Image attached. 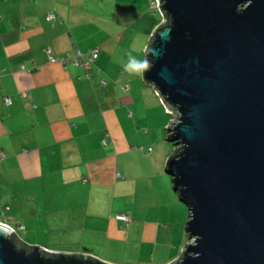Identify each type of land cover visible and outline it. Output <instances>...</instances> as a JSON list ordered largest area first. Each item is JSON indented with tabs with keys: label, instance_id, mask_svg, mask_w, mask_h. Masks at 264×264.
I'll use <instances>...</instances> for the list:
<instances>
[{
	"label": "crops",
	"instance_id": "obj_1",
	"mask_svg": "<svg viewBox=\"0 0 264 264\" xmlns=\"http://www.w3.org/2000/svg\"><path fill=\"white\" fill-rule=\"evenodd\" d=\"M50 13L56 16L52 23L45 21ZM127 13L112 18L117 34L146 25L145 11ZM90 19L83 0H0V199L14 180L19 191L12 201L19 211L21 204L30 206L26 217L32 220L40 209L39 180L52 179L54 165L68 178L65 185L76 184L82 195L68 213L52 189L40 198L44 225L66 237L63 244L71 247L65 251L86 249L109 264L143 256L169 264L188 240L186 212L164 172L170 153L163 144L166 116L140 73L114 67L113 39L85 40L95 30L86 26ZM93 49L99 55L89 71L61 61L70 52L87 56ZM103 192L111 193L107 213L100 212ZM20 226L22 241L30 231Z\"/></svg>",
	"mask_w": 264,
	"mask_h": 264
},
{
	"label": "water",
	"instance_id": "obj_2",
	"mask_svg": "<svg viewBox=\"0 0 264 264\" xmlns=\"http://www.w3.org/2000/svg\"><path fill=\"white\" fill-rule=\"evenodd\" d=\"M143 50L171 121L164 165L187 210L169 264H264V0H155ZM0 264H109L28 246L0 223Z\"/></svg>",
	"mask_w": 264,
	"mask_h": 264
},
{
	"label": "rangeland",
	"instance_id": "obj_3",
	"mask_svg": "<svg viewBox=\"0 0 264 264\" xmlns=\"http://www.w3.org/2000/svg\"><path fill=\"white\" fill-rule=\"evenodd\" d=\"M152 1V0H151ZM150 1L149 0H83V9L85 12L91 16V19L88 20V24L86 25L91 29L95 28V30L89 34L85 40L88 41V43H99L102 41H105L106 39H109L108 41H112V44L116 47V52L113 58L111 59L113 62L114 67H119V65H128L131 60L135 59L138 61H144L143 59V50L149 43L151 34L161 24L162 17L159 13L158 10H152L150 9L149 5ZM132 12V11H137V12H142L145 11L146 13V19L147 22L145 23L146 25L144 27H141L139 25H136L132 28H128L125 30H120L117 34L118 28L116 26H113L111 21L113 20L112 18L115 17V14H121L123 16H126V14H131L127 12ZM126 13V14H125ZM138 15V14H135ZM140 15V14H139ZM96 32V36L92 38V35H94ZM92 41V42H90ZM141 74V73H140ZM90 77V75H88ZM117 83V82H116ZM128 86V85H124ZM162 106V105H161ZM164 114L166 116L167 124L172 120L171 116L166 112L165 108L162 106ZM166 126L164 128V145L168 148L169 150V156L172 155L174 146L173 144L167 142L166 139ZM167 159V158H166ZM49 171L53 172L50 175H53L52 179H47L43 178L39 180V194L37 196L38 199V206H40L39 210H36L34 212V216L32 217V220L27 219L26 211L30 209V206L25 205L24 209V204L20 205V208L22 211L17 210L19 206H17V203L15 201H12L13 199H16V190H18L14 186V180L9 179L7 181L8 187L6 189V192L8 193L6 197H2L0 199V221L7 222L9 225H11L15 229V234L22 233L20 231L21 229L18 227L21 224H25L27 227V230L30 231V235L25 237V240L22 241L28 246H35V247H40L46 251L50 252H67L64 249H67L68 247H71L70 245L64 246L63 242L67 239L65 236L59 235L55 230H53L52 227L44 225L43 218L46 216L45 211H43L42 204L40 202V198L46 199V193L47 189H52L53 192H55L54 196L57 199H60V201H64L59 204L60 208L63 209L66 207V213L70 212L74 206V202L82 197L80 196L78 189L76 188V184H70L67 186L68 178L67 180L66 177L64 176L63 172L61 170H57L54 165H51L49 167ZM56 171V173H54ZM169 178V186L172 191V186H171V178ZM48 184V187L44 186V183ZM19 191V190H18ZM173 192V191H172ZM133 191L130 192L132 194ZM174 193V192H173ZM102 194V200H104V208L102 209V213H107L104 212L107 204L109 202L105 203L108 199L111 197V193L106 194V193H101ZM175 198L180 204L185 212L187 217V210L183 204H181L178 201L177 194H175ZM53 195L50 194V197ZM117 196V198H119ZM8 207V211H5V206ZM117 205H115V208ZM147 207H145V211H141V215H143L146 212ZM138 216V213L135 215V217ZM21 217V221H19L18 218ZM40 225V226H39ZM54 234H53V233ZM19 236H22L19 234ZM188 240V239H187ZM75 243V242H74ZM78 243V242H77ZM186 244V243H185ZM184 244V245H185ZM183 245V246H184ZM84 248H81V250ZM182 250V248H181ZM68 253H73V252H68ZM81 251L78 253L74 254H79ZM181 253V251H180ZM142 259H136V258H129L127 259L125 263H137V262H148L149 264H153L156 261H159V258H155L152 256L148 257H141ZM169 258V257H168ZM166 258V259H168ZM176 258L171 260L170 262L174 261ZM169 262V263H170Z\"/></svg>",
	"mask_w": 264,
	"mask_h": 264
},
{
	"label": "built area",
	"instance_id": "obj_4",
	"mask_svg": "<svg viewBox=\"0 0 264 264\" xmlns=\"http://www.w3.org/2000/svg\"><path fill=\"white\" fill-rule=\"evenodd\" d=\"M157 7H158V4H157V2L155 1V0H152L151 1V3H150V8L151 9H154V10H157ZM46 19L48 20V21H52V20H54V16L53 15H48L47 17H46ZM97 56H98V50L97 49H93L91 52H90V57L87 59V63L86 64H84L83 63V61H82V59H83V55L81 54V53H79V52H77V54L75 55V56H69L68 54L66 55V58H64V59H62L61 61L63 62V63H66V62H69V63H71L72 65H74V66H81V67H85V69L87 70V71H89L90 70V64L91 63H94L95 62V60L97 59ZM21 69H23V68H21ZM103 84H105L104 82H103ZM128 86H122V90L123 91H127L128 90ZM160 102V104L162 105V103H161V101H159ZM5 103L6 104H10L11 103V101H10V99H6L5 100ZM163 106V105H162ZM118 177H120V175L118 174ZM117 219H119V220H121V221H124V222H127L128 220H129V218L128 217H126V216H117ZM20 229H23L21 226L19 227ZM12 231H13V229H12ZM14 232V231H13Z\"/></svg>",
	"mask_w": 264,
	"mask_h": 264
},
{
	"label": "clouds",
	"instance_id": "obj_5",
	"mask_svg": "<svg viewBox=\"0 0 264 264\" xmlns=\"http://www.w3.org/2000/svg\"><path fill=\"white\" fill-rule=\"evenodd\" d=\"M149 63L145 61L131 60L130 63L126 66V69L131 72L143 73L148 70ZM13 229V228H12Z\"/></svg>",
	"mask_w": 264,
	"mask_h": 264
},
{
	"label": "trees",
	"instance_id": "obj_6",
	"mask_svg": "<svg viewBox=\"0 0 264 264\" xmlns=\"http://www.w3.org/2000/svg\"><path fill=\"white\" fill-rule=\"evenodd\" d=\"M151 3V2H150ZM151 9V8H150ZM152 10H154V9H152ZM48 15H53L54 16V20H52V21H48L47 19H46V17L48 16ZM56 20V16H55V14H52V13H50V14H46L45 15V21L46 22H48V23H52V22H54ZM77 54V52H70V53H68V55L69 56H75ZM98 55H99V52H98ZM85 57V58H84ZM83 57V59L84 60H87L89 57H90V53L87 55V56H84ZM63 58H66V55L63 57ZM97 58H98V56H97ZM97 60V59H96ZM72 66H74V65H72ZM75 67H79V66H75ZM82 68H85V67H82ZM6 99H9V98H4V103H5V100ZM11 101V100H10ZM11 104V103H10ZM10 104H6L5 103V105H10ZM117 216H121V215H117ZM117 216H116V220H118V221H121V220H119V219H117ZM122 222H124V221H122ZM18 227H20V225L18 226ZM23 228V227H22ZM24 229V228H23ZM23 229H21V231L23 230ZM13 231H14V233H15V229L13 228ZM16 238L18 239V240H21L20 238H19V236L16 234Z\"/></svg>",
	"mask_w": 264,
	"mask_h": 264
}]
</instances>
